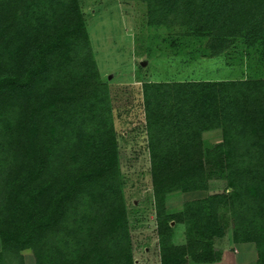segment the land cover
<instances>
[{"label":"trees","instance_id":"16d2710c","mask_svg":"<svg viewBox=\"0 0 264 264\" xmlns=\"http://www.w3.org/2000/svg\"><path fill=\"white\" fill-rule=\"evenodd\" d=\"M139 1L175 55L264 68V0ZM143 83L161 264L220 261L222 209L232 242L252 243L264 264V77ZM217 174L224 190L210 192ZM122 181L80 0H0V264L24 248L35 264H135ZM174 193L194 198L165 214Z\"/></svg>","mask_w":264,"mask_h":264},{"label":"rangeland","instance_id":"374dc122","mask_svg":"<svg viewBox=\"0 0 264 264\" xmlns=\"http://www.w3.org/2000/svg\"><path fill=\"white\" fill-rule=\"evenodd\" d=\"M85 24L101 77L108 83L114 125L119 145L122 193L135 264H161L157 215L152 190L148 133L144 113L143 82H171L202 79H243L264 77V68L253 57L229 54L194 58L189 49L179 55L166 48L164 27L149 26L145 2L139 0H80ZM189 50V51H188ZM211 142L221 139L218 129L207 131ZM225 181L217 174L209 191L222 192ZM193 194L174 193L167 199L165 214L180 211ZM229 248L215 264H257L252 243L231 240L230 213L221 210ZM174 242L182 240L185 226L175 224ZM226 240V237H225ZM227 245V244H226ZM1 250V249H0ZM23 260L16 264H35L31 249L21 250ZM15 264V262H6Z\"/></svg>","mask_w":264,"mask_h":264},{"label":"crops","instance_id":"0c3cea01","mask_svg":"<svg viewBox=\"0 0 264 264\" xmlns=\"http://www.w3.org/2000/svg\"><path fill=\"white\" fill-rule=\"evenodd\" d=\"M172 225V224H171ZM173 226V225H172ZM225 237H226V240H225ZM179 242H181V244L182 243H184L185 242V239H184V236H183V238H182V240H179ZM229 242H231L230 241V237L229 236H226V235H224L223 237H220V238H216L215 239V246L217 247V248H219V249H221L222 250V258L224 257V251L227 249V248H229ZM227 244V245H226ZM255 248V247H254ZM254 252H255V259H254V261L257 263V252H256V250L254 249ZM222 258H221V260H222Z\"/></svg>","mask_w":264,"mask_h":264}]
</instances>
